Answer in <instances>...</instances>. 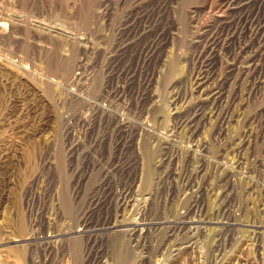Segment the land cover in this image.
Here are the masks:
<instances>
[{"label":"bare ground","instance_id":"6f19581e","mask_svg":"<svg viewBox=\"0 0 264 264\" xmlns=\"http://www.w3.org/2000/svg\"><path fill=\"white\" fill-rule=\"evenodd\" d=\"M183 1L189 2V0ZM183 1H121V7L123 9V13L121 14L124 17L123 19L126 18V20L120 29L118 28L119 25L117 26V44L113 46L114 48L111 53L107 54L109 55L108 57L106 55L104 56L105 58L100 56L101 59L102 57L104 58L102 61H105L104 64L101 62L105 76H101V81L97 83L98 86L95 85L98 91H95L94 98L91 96L93 101H90L91 103L88 101L86 103L85 101V106L89 109L87 114L77 113L78 115L74 118L75 122L72 125L79 128L80 131H83L82 136L86 144L80 146L83 144L82 142L79 144L78 140L71 141L72 139H67L71 141V148L69 150L67 148L70 155L82 159L87 158L89 160L87 163L89 168L87 167L84 171L77 172L74 176L76 178V184L70 192L72 206L68 200L69 196L67 197L65 191H62L59 197V206L62 207V210L64 209V212L69 216L72 223L68 226V224L56 221L50 223L41 219L37 224L34 223L35 228L37 227L36 229L48 233L45 240L42 239L44 242H40L39 245L37 244L38 246L36 248L37 250L40 248L41 253L46 258V262H49L47 264H51L50 262L52 260H49L54 255L57 256L58 254L59 256V252H62L61 250L64 247L63 245H68L73 240L80 241L82 246V264H106L107 260H111V252L115 250L120 253L122 251L126 252V248L131 250V253L136 256L139 264H149L152 262L151 258L157 254H168L170 258L173 252H177L178 254L182 250L180 247L186 244L187 241H191L190 236L193 234V229L192 227L189 228V220H191L189 216H191L192 211L198 210L200 214L201 212L203 213L201 211L203 209L199 205L200 196H197L195 200V196L192 194H199L200 192L203 196L206 192L205 187L199 186L198 184L195 186L193 182L194 177L202 176L203 178V174L205 175V172L202 174V164H204L203 159L209 151L207 152V145L204 146L203 143L199 142V135L197 134H199V130L206 123L211 125L213 139L216 138L214 141H216L215 144L217 146L215 156H213L219 158V161L214 162L212 166L214 172L216 171L215 173L220 174L219 176L216 174L219 177V182L217 185L215 184L219 191L217 192L218 196L216 195L218 197L217 201L219 202L217 207L219 215L217 216L225 222L222 227L224 228L225 226V229L231 231L230 227L233 225H230L228 221L234 217H231L233 211L230 214L232 203L227 200L228 193H226L227 191L225 192L227 190L225 187L226 184L221 183L226 178L221 177L225 176L226 173H224V170L227 167L225 168L224 166L226 165L222 164V162L220 163V159L222 161L231 151L236 152L233 154L239 157L242 153L240 149L243 143L247 141L246 139H251L254 135L252 139L256 141V138L261 134L263 135L264 132V106H260V109H256V113L254 111V114L244 113V116L239 118L238 122L242 126L239 132L234 131L235 133L232 136L226 133V126L230 123L235 113L239 112L237 108H239L241 102L244 99H257L261 91L262 80L264 78V0H200L202 1V3L200 2L202 5L201 8H203L200 11L209 17V22L201 24L200 20L191 17L187 25L182 24L178 16L174 18V14ZM103 5L99 8L104 7V9H107V6ZM195 12L191 14L194 15ZM163 13H166L170 17V21H162ZM5 31L6 25L2 21L0 22V37L3 38L5 36ZM69 35L71 36L69 37L71 40H69L75 44L74 42L78 40L76 34ZM116 37L114 35L115 39ZM174 42L184 43L189 52L187 58V73L184 82L185 87L184 91L183 89L180 91H175L174 89L172 93L170 92L171 95L169 98L162 96V104H159L157 89L154 86L155 80L160 68L165 63L169 47ZM136 49H138L136 54L138 55L139 68L130 70V72L127 64L131 61V57L136 55L134 54ZM107 51L109 52V50ZM96 54L91 50L87 54L86 61L83 58L84 60H79L75 63L71 58H66L51 62L49 66L51 68L54 67L53 70L59 75L60 80H66V86L76 85L82 91H87L93 87L91 71L93 69L99 71V68L95 66L97 61H93ZM88 58L89 60H87ZM87 61L91 63L89 64ZM101 71L99 75L103 73ZM76 72L80 73L77 74ZM115 83L118 85H114ZM120 83L121 85L119 86ZM133 85L135 86L133 87ZM91 92L94 93V90ZM89 95H91L90 92ZM74 98L76 103H81L83 100L79 96H75ZM102 103H106V105H102ZM165 103H168V106ZM171 107H173L172 110H175L177 116L171 120V125H168L165 122V117H161L159 114L164 109L168 108L169 110ZM119 111H124L127 117H124ZM69 120V122L73 121L71 118ZM147 121H149L148 123L151 121L154 127L152 128V125L148 124ZM253 125L258 127V132L253 131ZM67 127L65 126L64 131H68L69 127ZM243 130L247 131L244 132ZM159 131H165V135L168 134V136L163 137ZM176 134H182L184 136L186 146L189 149V152L183 151L181 156L184 162V165L182 162L183 167L180 163L178 165L175 164L177 166L180 165V168L174 166V163L177 162L181 155H179L177 150H174L173 146ZM170 137L173 139L171 140ZM222 137L223 140L229 137V142L223 143V140H218ZM137 139L141 141L147 139L146 141H150L155 146V153L158 157L157 162L159 163V165H156L159 166L157 188L161 186L160 193L166 198H177L173 197L175 191L183 195L184 193L182 191H186L188 195L187 197H183L185 198L182 207L185 210L183 215L181 214L182 216H179L177 219L176 216L175 218L174 216L169 217L171 220H176L172 223L169 222L170 224L167 226L164 225V227H162L163 223L159 221L165 218L167 210H158L157 202H153L150 205L149 219L151 221H147L149 223H143L144 218L139 223H128L124 220L123 213L128 208L134 209L135 203L140 201L146 203L151 199L149 197V199H144L142 196L140 200L136 199L137 197L139 198L137 195L140 193L135 187L137 169L134 167L138 163V160L136 161L137 155L134 157L133 154H127L126 144L128 143L129 147H134L139 142ZM193 148L195 151H192ZM241 151L243 150L241 149ZM194 153L201 155L198 157L199 160H192L191 162ZM203 154L205 155L203 156ZM133 159L136 161L135 163ZM193 162H196L195 164L197 165L194 169H192ZM208 165L206 166L208 167ZM74 172L76 171L73 170ZM179 179L181 180L179 181ZM178 181L181 184V189L180 186L178 187ZM223 189L225 190L223 191ZM201 200L205 199L202 198ZM202 208L204 207L202 206ZM194 215L196 216V214ZM261 226L264 227V225ZM59 229L62 230L63 234H59ZM229 230H225V234ZM37 231L36 233H38ZM260 233H256L254 230L253 238L251 237L253 242L257 243L256 245L254 244L257 250L260 248ZM227 237L223 236L222 239L227 240ZM34 242L35 239L30 237L24 241L18 240L13 242V245H16L13 249H19L17 247L20 244V246L32 247ZM215 244L212 246H215ZM223 244L225 245L224 241ZM215 251L217 254H220L219 249ZM116 254L115 256H117ZM43 262L45 263V261Z\"/></svg>","mask_w":264,"mask_h":264},{"label":"rangeland","instance_id":"374dc122","mask_svg":"<svg viewBox=\"0 0 264 264\" xmlns=\"http://www.w3.org/2000/svg\"><path fill=\"white\" fill-rule=\"evenodd\" d=\"M121 1L122 0H0V22L3 21L6 25L5 36H3V38L0 37V264H43V261H45L46 264L49 263L46 262V258H44L40 248H38V250L36 249L40 242H44L43 240H45L48 233L46 232V234L36 229L37 227L35 228V224H37L40 219L50 223L56 221L68 224V226L72 223L69 216L64 212V209L62 210V207L59 206V197L62 191H65L67 197L69 196L68 200L72 206L70 192L76 184V178L74 176L77 172H82L87 169V167L89 168L87 164L89 160L87 158H77L68 153V150L71 148V141L78 140L79 144L82 142L83 144L80 146L86 144L82 136L83 131H80L79 128L72 125L75 122L74 118L80 114V112L84 115L87 114L89 109L85 104L93 101L98 91L96 88L98 86L97 83L101 81V76H105L101 64V62L104 64L105 61H102V59L105 58V55L108 57L109 55L107 54L111 53L114 48L113 46L117 44V30L121 28L123 22L126 20V18L123 19L124 17L121 14L123 13ZM202 1L189 0L188 3L187 1H183L174 14V18L178 16V19L184 25L188 24L189 18L191 17L200 20L201 24L208 23L209 17L200 11L203 10V8H201ZM102 5H106L107 9H104V7L99 8ZM193 12H195L194 15L191 14ZM120 15L122 18H120ZM119 19L122 20L120 23H118L120 21ZM167 20L170 21V17H168L166 13H163L162 21L167 22ZM69 34H76L78 38V40L74 42L76 45L70 41L71 38L69 37L71 36ZM91 50L94 51L95 54L97 53L93 61H97L95 66L99 68V71L97 69L91 71L93 87H91L92 89L90 88L91 90L88 89L91 93V95H89L88 90L82 91L80 87L76 85H72L73 87L66 86V80H60L59 75L53 70L54 67L51 68L49 63L61 59L64 60L66 58H71L75 63L84 59L86 61V57H88L87 54H89ZM107 50H109V52ZM137 51L138 49H136L134 54H136ZM102 52H105V54ZM168 53L163 67L160 68L156 76L154 85L156 87L155 89H157L156 92L159 97V104H162L161 100H163V97L169 98L174 89L175 91H180L182 89L184 91L185 87L184 82L187 73V58L189 54L185 44L174 42V44L169 47ZM100 56L104 58L102 57L101 59ZM137 56L136 54L131 57V61L127 64L129 71L139 68ZM87 60H89V58ZM87 63L90 64L91 62L87 61ZM100 71L103 72V75H99ZM79 73L80 72L77 74ZM262 81L263 84L261 85V91L257 99H244L239 108H237L239 112L235 113L230 121L231 124L229 123L226 126L228 130H226V133L230 134V136L241 130L242 126L239 124L238 120L244 116V113H253V111L256 113V109H260V106H264V78ZM114 85L118 84L115 83ZM120 85L121 83L119 86ZM134 86L135 85H133V87ZM93 90L94 93L91 92ZM74 95L81 97V100L83 99L82 102L79 103L76 100L78 102L76 103ZM91 96L93 98H91ZM103 104L106 105V103H102V105ZM165 104L168 106V103ZM172 109L173 107L169 110L166 108L163 110V114H159L161 117H165V122L168 125H171V120L177 116L175 110ZM119 113L127 117L124 111H119ZM178 113L180 112L178 111ZM69 118L73 121L69 122ZM148 122L149 121H147V123ZM148 124L152 125L153 123L150 121ZM67 125H69V128ZM65 126L68 128V131H64ZM153 127L152 125V128ZM253 127V131H259L256 125H253ZM211 129V125L206 123L199 130V134H197L199 135V142L203 143L204 146L207 145V152H209L206 153L207 156L203 154L206 159H203L202 174L205 172V175L203 174V178L202 176L193 178L194 185L196 186V184H198L199 186L205 187L206 192L203 196L200 192V195L196 193L192 194L195 196V200L197 196H200L199 205L201 209H203L201 210L203 213L201 212L200 214L198 210H193L191 216H189L192 220H189V228L192 227L193 229V234L190 236L191 241H187L186 244L181 246L180 249L182 250L178 254L177 252H173L171 258L168 257V254L154 255L151 258L152 262L148 261L150 262L149 264H264V227L261 226L264 225V132L263 135L261 134L256 138V141L252 139L254 135L251 139L247 138L246 140L250 142L245 141V144L243 143L241 147L243 151L240 149L242 153L239 157L234 155L236 152L231 151L222 161L220 159V163L222 162V164L226 165L224 167H227L224 170V173H226L225 176L221 177L226 178L220 182L226 184L225 187L227 190H225V188L223 191H227V200L232 203L230 214L232 211L234 213H232L233 215L231 214V217H234L228 221L230 225H233L230 227V231L229 229H225V226L224 228L222 227L225 222L220 220V217L217 216L219 215L217 209L219 205L217 201V192L219 191L215 184L217 185L219 182L218 176L220 174L215 173L216 171L214 172L212 166L214 162L219 161V158L214 157L217 145L215 144L216 141H214L216 138L213 139L214 137L212 136ZM243 131L245 132L247 130ZM159 133L163 137L168 136V134L165 135V131H159ZM69 138L72 140L68 141L67 139ZM228 138L229 137H226L223 140L222 137L218 140H223V143H227L229 142ZM170 139L172 140L173 138L170 137ZM174 139V150H177L179 155L181 154L178 159L181 162L177 160L174 166L180 168V165H177L179 163L182 167L184 165L183 158L181 157L183 151L189 152V149L186 146L187 144L182 134H176ZM79 140L81 141L79 142ZM146 140H138L140 143L137 142L134 147H129L127 143L126 152L128 155L133 154L134 157L137 155L136 161L138 160V163H136L134 167L137 169L135 187L136 190H139L140 195L138 194L137 196H139V198L137 197L136 199L140 200L141 196L144 197V199H151L146 203L142 201L135 203L136 207L134 206V209L128 208L123 213L124 220L128 223H139L145 219L143 223H149L151 221V219H149L150 205H152L153 202H157L158 210H167H165L168 215H166L167 218L165 216L163 220L161 219L159 221L163 223L162 227H164V225L167 226L179 216L183 215L185 212L182 208L184 203L183 200L185 199L183 197H187L188 195L186 191H182L184 195L175 191V195L177 194V196L174 195L173 197L177 198L171 197V199L164 197L160 193L161 186L157 188L159 166L156 165H159V163L157 162L158 157L155 153L156 149L154 148V144ZM101 151L104 152L102 149ZM192 151H195V149L193 148ZM199 155L201 154L194 153V155H192L194 159L192 158L191 162L192 160H199ZM209 156L210 158H208ZM136 161L133 159L134 163ZM195 163L196 162H193L192 169L197 167ZM205 164L208 165V167ZM252 164L255 166L254 169ZM73 170L76 172L73 173ZM253 170L255 171L253 172ZM205 176L207 179H205ZM180 180L181 179H179V181ZM197 180H201V183ZM179 184L180 182L178 183V187L180 186L181 189V184ZM210 185L212 188H210ZM212 193L214 194L212 195ZM202 198L205 200H201ZM202 206L204 208H202ZM77 208L79 207L77 206ZM170 210L173 212H170ZM193 213L196 214V216ZM171 216H174V218L176 216V219L171 220L169 218ZM224 229L229 230V232L225 234ZM254 230L256 233L261 232L260 241L262 243L259 241L260 248H258V250L254 246V244L256 245L257 243L252 240ZM36 231L38 233H36ZM59 234H63L61 229H59ZM218 235L219 237L217 238ZM222 235L224 237L228 236L226 238L227 240L224 238L222 239ZM28 237L35 239L33 243L34 246L27 247L20 246V244L17 247L19 249H13V247L16 246L13 245V242L18 240L24 241ZM214 244L215 246H212ZM63 246L62 252H59V256L58 254L57 256L54 255L53 258L49 260H52L50 262L51 264H82V246L80 241L73 240L69 242L68 245ZM217 249L220 250V254H217L215 251ZM125 250L126 252L122 251L121 253L117 250L111 252V260H107L106 264H139L136 256L131 253V250H128V248ZM115 254L117 256H115ZM118 259L122 261L119 260V262Z\"/></svg>","mask_w":264,"mask_h":264}]
</instances>
